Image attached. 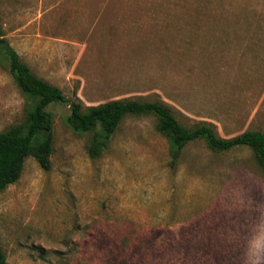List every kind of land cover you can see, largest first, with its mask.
<instances>
[{
    "label": "rangeland",
    "instance_id": "obj_1",
    "mask_svg": "<svg viewBox=\"0 0 264 264\" xmlns=\"http://www.w3.org/2000/svg\"><path fill=\"white\" fill-rule=\"evenodd\" d=\"M5 37L83 109L158 101L187 127L264 132V0H0ZM30 99L0 54V131ZM53 122L50 170L29 157L0 193L7 264H264V169L249 147L189 143L172 166L153 115L127 116L98 158L93 133Z\"/></svg>",
    "mask_w": 264,
    "mask_h": 264
},
{
    "label": "trees",
    "instance_id": "obj_2",
    "mask_svg": "<svg viewBox=\"0 0 264 264\" xmlns=\"http://www.w3.org/2000/svg\"><path fill=\"white\" fill-rule=\"evenodd\" d=\"M0 54L7 59L16 84L31 101L27 121L0 131V193L21 178L29 157L35 158L43 169H51L54 119L47 108L53 103L70 106L67 124L73 131L93 133L88 144V153L92 158L102 155L127 116L153 115L158 120V131L169 141L172 166L178 164L189 143L204 140L215 152L249 147L264 169L262 131L249 130L232 138H223L213 126L205 123L193 127L183 125L169 106L158 101L112 100L83 109L81 103L70 101L61 88L36 75L5 37L1 22ZM0 264H7V256L1 247Z\"/></svg>",
    "mask_w": 264,
    "mask_h": 264
}]
</instances>
